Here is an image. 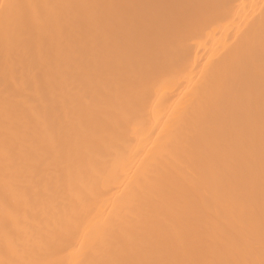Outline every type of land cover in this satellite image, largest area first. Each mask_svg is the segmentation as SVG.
<instances>
[{
  "label": "bare ground",
  "instance_id": "bare-ground-1",
  "mask_svg": "<svg viewBox=\"0 0 264 264\" xmlns=\"http://www.w3.org/2000/svg\"><path fill=\"white\" fill-rule=\"evenodd\" d=\"M0 264H264V0H0Z\"/></svg>",
  "mask_w": 264,
  "mask_h": 264
}]
</instances>
